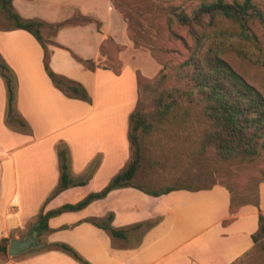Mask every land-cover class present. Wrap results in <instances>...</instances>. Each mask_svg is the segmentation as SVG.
<instances>
[{"label": "crops", "instance_id": "1", "mask_svg": "<svg viewBox=\"0 0 264 264\" xmlns=\"http://www.w3.org/2000/svg\"><path fill=\"white\" fill-rule=\"evenodd\" d=\"M13 4L23 17L52 24L75 16L90 19L48 36L55 42L51 68L84 84L92 101L70 98L56 87L44 67L43 47L30 32L0 29V60L17 82L13 107L28 125L25 130L8 124V87L0 74V244L7 248L12 238H25L29 231L36 236L45 204L79 201L127 166L133 156L128 127L138 99L137 71L147 65L139 61L128 18L112 0ZM60 142L71 154L72 183L62 190ZM260 213L263 202L256 209L234 210L223 183L160 195L136 184L118 187L81 210L51 217L37 247L17 256L0 251V264H83L51 248L54 242L69 244L90 264H232L253 248ZM111 214L112 227L129 228L126 237L100 225Z\"/></svg>", "mask_w": 264, "mask_h": 264}, {"label": "trees", "instance_id": "2", "mask_svg": "<svg viewBox=\"0 0 264 264\" xmlns=\"http://www.w3.org/2000/svg\"><path fill=\"white\" fill-rule=\"evenodd\" d=\"M112 2L127 17L126 10L131 8L127 7L124 0ZM163 10L167 23L171 27L177 24L187 28L193 36V42L186 43L188 56L176 67L175 73L161 70L152 77L141 78L142 75L137 72L138 99L136 108L130 114L128 127L132 159L101 190L91 191L79 201L57 207L47 208L45 204L40 210L36 227L41 232L50 230L48 222L51 217L81 210L91 202L104 198L114 188L133 186L132 180L143 158L145 137L154 132L175 127L190 129L199 135L198 155L204 157L208 154L222 164L250 162L264 151V91L248 81L227 59L231 55L264 67V11L255 0L204 1L191 12L179 7ZM0 11L5 16L6 29L27 30L39 41L44 50V67L58 89L70 98L92 101L84 84L51 68L50 45L55 42L48 36V32L55 33L68 23H83L90 21L89 18L75 16L53 24L39 18H25L15 9L13 0H0ZM78 59L89 68H95L93 61ZM0 74L8 87L7 121L9 125L18 123L26 130V122L14 114L16 77L10 66L2 60ZM57 150L62 190L72 183L71 154L66 142H60ZM214 184H187L161 190L136 186L150 194L160 195L174 189L198 190ZM58 192L54 191L50 197ZM112 218L111 214L100 225L110 230L113 236L126 237L129 228L112 227ZM259 225L253 240L264 251L263 213L259 214ZM50 247L65 250L81 263L90 264L65 242L50 243ZM7 250V244L1 243L0 251L6 253Z\"/></svg>", "mask_w": 264, "mask_h": 264}, {"label": "rangeland", "instance_id": "3", "mask_svg": "<svg viewBox=\"0 0 264 264\" xmlns=\"http://www.w3.org/2000/svg\"><path fill=\"white\" fill-rule=\"evenodd\" d=\"M204 1L212 0H124L131 8L126 10V15L131 35L141 50L139 61L147 64L137 71L141 78L152 77L161 70L175 73L176 67L188 56L186 43L193 42L187 28L177 24L171 27L167 23L163 9L179 7L191 12ZM255 2L264 11V0ZM5 26L6 19L0 11V29ZM227 59L248 81L264 91V67L231 55ZM14 114L19 116L15 110ZM13 125L18 123L13 122L10 126ZM198 142V134L177 127L146 136L140 168L132 182L147 190L223 183L232 193L234 210L256 209L262 202L264 204V151L250 162L222 164L208 154L200 157ZM42 234L36 231L39 241L43 240ZM233 264H264V251L254 244Z\"/></svg>", "mask_w": 264, "mask_h": 264}, {"label": "water", "instance_id": "4", "mask_svg": "<svg viewBox=\"0 0 264 264\" xmlns=\"http://www.w3.org/2000/svg\"><path fill=\"white\" fill-rule=\"evenodd\" d=\"M39 245L38 239L33 231H29L25 238H12L8 246V254L10 256H17L22 252L37 247Z\"/></svg>", "mask_w": 264, "mask_h": 264}]
</instances>
